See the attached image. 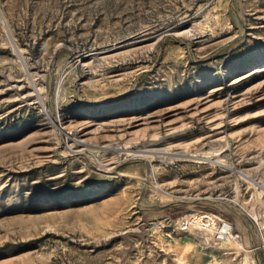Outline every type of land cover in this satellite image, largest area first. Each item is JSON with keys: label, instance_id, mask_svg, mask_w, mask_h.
Segmentation results:
<instances>
[{"label": "rangeland", "instance_id": "rangeland-1", "mask_svg": "<svg viewBox=\"0 0 264 264\" xmlns=\"http://www.w3.org/2000/svg\"><path fill=\"white\" fill-rule=\"evenodd\" d=\"M263 207L264 0H0V264H264Z\"/></svg>", "mask_w": 264, "mask_h": 264}, {"label": "built area", "instance_id": "built-area-1", "mask_svg": "<svg viewBox=\"0 0 264 264\" xmlns=\"http://www.w3.org/2000/svg\"><path fill=\"white\" fill-rule=\"evenodd\" d=\"M247 214L258 228L262 237L261 246L264 248V207L258 213L247 211ZM176 224L182 231L195 228L202 232H207L210 234L208 240L214 243L241 239L240 232L234 229L231 221L212 211L202 210L200 213L181 215L176 219Z\"/></svg>", "mask_w": 264, "mask_h": 264}, {"label": "bare ground", "instance_id": "bare-ground-1", "mask_svg": "<svg viewBox=\"0 0 264 264\" xmlns=\"http://www.w3.org/2000/svg\"><path fill=\"white\" fill-rule=\"evenodd\" d=\"M74 142L75 143H82L83 142V140H79V139H74ZM76 145V144H75ZM80 145V144H79ZM83 146V145H82ZM124 147V146H123ZM144 148V147H143ZM146 149V148H145ZM149 149V148H148ZM157 149V148H156ZM159 150H157V152H159V153H164V152H166L165 150H163V149H160V148H158ZM139 150V149H138ZM150 150V149H149ZM154 150V149H153ZM125 151V150H124ZM155 151V150H154ZM149 152H152L151 150L149 151ZM156 152V153H157ZM153 153V152H152ZM177 154H179V155H181V154H184V152L183 151H179V152H177Z\"/></svg>", "mask_w": 264, "mask_h": 264}, {"label": "trees", "instance_id": "trees-1", "mask_svg": "<svg viewBox=\"0 0 264 264\" xmlns=\"http://www.w3.org/2000/svg\"><path fill=\"white\" fill-rule=\"evenodd\" d=\"M181 210H182V209H179V208H178V209H174V210H172L171 212H172L173 215H176V214H178V212L181 213V212H182Z\"/></svg>", "mask_w": 264, "mask_h": 264}]
</instances>
